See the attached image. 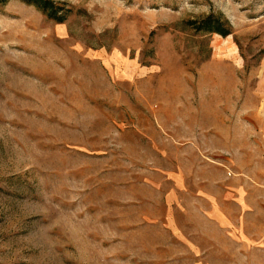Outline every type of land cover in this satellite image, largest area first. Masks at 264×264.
<instances>
[{
    "label": "rangeland",
    "instance_id": "374dc122",
    "mask_svg": "<svg viewBox=\"0 0 264 264\" xmlns=\"http://www.w3.org/2000/svg\"><path fill=\"white\" fill-rule=\"evenodd\" d=\"M53 2L0 0V264H264V0Z\"/></svg>",
    "mask_w": 264,
    "mask_h": 264
},
{
    "label": "trees",
    "instance_id": "16d2710c",
    "mask_svg": "<svg viewBox=\"0 0 264 264\" xmlns=\"http://www.w3.org/2000/svg\"><path fill=\"white\" fill-rule=\"evenodd\" d=\"M29 4H34L43 12L47 13L52 18L62 21L63 17L58 15V9L53 0H23ZM201 28L210 32H218L224 36L230 33L229 30H223L221 27L220 18L214 17L213 15L203 19Z\"/></svg>",
    "mask_w": 264,
    "mask_h": 264
}]
</instances>
